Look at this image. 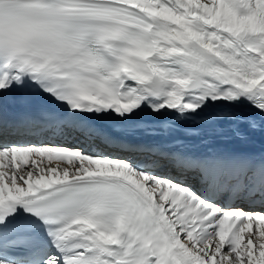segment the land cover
Returning <instances> with one entry per match:
<instances>
[{
	"label": "snow or ice",
	"instance_id": "snow-or-ice-1",
	"mask_svg": "<svg viewBox=\"0 0 264 264\" xmlns=\"http://www.w3.org/2000/svg\"><path fill=\"white\" fill-rule=\"evenodd\" d=\"M229 131L264 134V0H0V264H264Z\"/></svg>",
	"mask_w": 264,
	"mask_h": 264
},
{
	"label": "bare ground",
	"instance_id": "bare-ground-1",
	"mask_svg": "<svg viewBox=\"0 0 264 264\" xmlns=\"http://www.w3.org/2000/svg\"><path fill=\"white\" fill-rule=\"evenodd\" d=\"M244 127V126H242ZM224 136L231 137V139L221 141V143L237 146V147H248L254 150H259V145L261 144L262 140H264V134L260 131H249L248 132V140H240L233 136V134L229 132H225ZM134 138L142 140V141H159V142H171L177 138L185 139L187 142V146L194 151H205L207 149V145L201 142V138L196 137H184L182 133H172L170 135H157V136H149L146 135L144 132H137L133 134Z\"/></svg>",
	"mask_w": 264,
	"mask_h": 264
}]
</instances>
